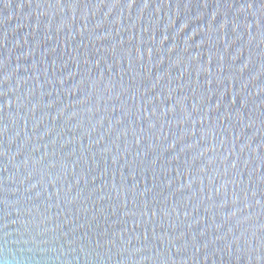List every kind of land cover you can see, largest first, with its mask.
Returning <instances> with one entry per match:
<instances>
[{
	"label": "water",
	"instance_id": "water-1",
	"mask_svg": "<svg viewBox=\"0 0 264 264\" xmlns=\"http://www.w3.org/2000/svg\"><path fill=\"white\" fill-rule=\"evenodd\" d=\"M0 264H264V0H0Z\"/></svg>",
	"mask_w": 264,
	"mask_h": 264
}]
</instances>
